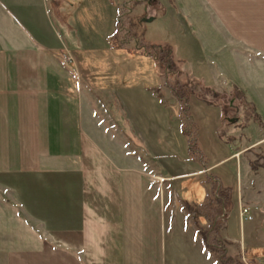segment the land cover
<instances>
[{
  "label": "crops",
  "instance_id": "0c3cea01",
  "mask_svg": "<svg viewBox=\"0 0 264 264\" xmlns=\"http://www.w3.org/2000/svg\"><path fill=\"white\" fill-rule=\"evenodd\" d=\"M86 1L0 0V190L9 196L6 206L19 210L24 233L3 239L9 244L0 245V264L221 263L198 232L214 221V207L227 211L231 192L205 175L210 194L197 192L192 203L171 196L166 179L200 171L163 176L135 151L146 153V137L164 134L166 100L157 90L163 82L156 81L150 52H127L111 40L124 2L132 8L128 26L158 14L188 23L206 62L199 58L201 72L190 73L194 84L186 92L201 86L199 95L227 123L233 117L221 112L218 99L232 95L243 103L238 112L251 110L264 128V0ZM81 6L86 13L68 24L64 13ZM64 54L71 63L63 64ZM136 64L147 68L150 81H132ZM173 83L185 93L182 81ZM263 144L264 136L256 138L224 159ZM235 203L248 211L246 230L264 228V196L258 207L242 194ZM226 228L224 245L240 248L244 239Z\"/></svg>",
  "mask_w": 264,
  "mask_h": 264
},
{
  "label": "rangeland",
  "instance_id": "374dc122",
  "mask_svg": "<svg viewBox=\"0 0 264 264\" xmlns=\"http://www.w3.org/2000/svg\"><path fill=\"white\" fill-rule=\"evenodd\" d=\"M72 1L76 3L78 0ZM113 2L115 4V0ZM76 9L70 11V13H64L65 20L66 16L68 18V24L69 21L75 23L78 16L86 13L83 6L79 7L74 13ZM52 15L54 17L52 21L53 26L57 34L61 36L60 31L56 28L58 27V23H56L54 11ZM168 18L169 20L165 21V18L158 14L151 22L145 21L140 23L135 21L132 23L134 24L133 28L131 23L127 27L129 30L128 36L130 37L126 38V42H122L121 38L123 35L120 36L119 33H116L115 37L111 40L113 46L117 48L122 47L127 52L133 51L141 55H145L142 47L152 48L154 46L160 49V51L156 49L151 50L150 53L156 58L155 60L159 67L160 76L156 78V81L163 82L161 85L158 83L157 90L160 91L159 94L166 100L165 131L163 132L164 134L159 135L158 139L157 137L153 139L151 134L149 137H146L145 149H148L146 153L143 149L136 147L135 151L140 154L139 156L151 160L150 167L157 170V173L163 176L174 177L200 171L197 175L193 174L165 180V189L170 191V194L173 193L171 196H177V198L186 200L189 203L195 202V194L197 192L205 193L207 191L206 193L208 194L212 192V186L206 180L202 171L204 168H207L209 163L215 160H222L216 166V169L209 171L208 174L217 176L221 181V186L227 187L230 190L231 203L228 200H224V207H226L229 213L225 231L226 233L229 232L228 234L235 232L240 235L239 238L241 240L244 239L243 244L240 248L234 245H227V247L225 245L220 246V243L217 242L219 241L217 234L218 221L215 220V217L214 221L212 220L209 224L210 227H203L198 233L201 236L205 249L221 262L219 264H225L226 261H228V264H241L239 262L241 255L246 260L253 258L261 262L264 259V228L257 225L249 230L244 228L243 222L238 216L235 198H237V195L240 196V194L245 197L250 196L252 201L256 202L254 203L256 204L255 206H259L257 202L259 203L260 199L264 196V183L261 180V175L264 173V144L256 148L253 147L247 153L239 154L236 159L225 160L224 157L226 153L232 154L231 152L234 153L237 150H241L254 142L256 138L264 136V128L255 125L259 124V122L251 110L245 108V111L241 109L238 112L237 106H243V103L232 101L234 98L232 95L218 99L221 103V112L225 111L228 117H233L232 119L235 120L233 123H227L222 121L218 110L214 113V109L211 107L212 104L204 102V98L199 95L201 86H196V88L193 86L195 92H186V86L189 85V89H192L190 86L194 84L190 73L201 72L195 67L198 65L199 58H203L205 62L206 58L203 56V53L199 55L197 52V46L192 39L188 23L176 19V17L172 18V15H169ZM67 22H64L63 25L67 24ZM166 45L172 49L174 56L169 53L170 50L167 48L164 49H167L169 52L161 51V48L166 47ZM165 60L166 62H164ZM174 67L176 73L174 72ZM131 71L133 72L131 76L132 81L143 83V81H150L151 79L147 68L141 67L140 69L136 64ZM166 74L168 79L165 76ZM173 81H182L185 93H182L181 87L179 85L175 86ZM73 82L75 83V81ZM184 94L186 96L189 95L186 110L177 101V96L185 98ZM190 137L194 139L192 145L194 143L195 146L192 147L198 151L203 163L199 161V157L194 155L193 148L189 147L188 139ZM219 195L220 193L217 191L216 196L219 197ZM209 196L211 199H214L213 194ZM6 199L10 200L8 194L0 190L1 246L9 244L4 242V238H15L17 232V235L20 232L22 236L24 234L21 228L17 227L18 224H21L20 221H17V217L20 215L19 210L10 209L6 206L4 203ZM219 213L220 211L216 215ZM23 225L24 227L27 226L26 224ZM32 228L34 227L28 226V229ZM243 233L244 238L242 237ZM179 239L180 241L182 240L181 238ZM166 240L168 250L171 246L168 232ZM176 240L178 241V238ZM174 245L180 248L184 247L183 245H179V243H174ZM225 247L226 251H223L222 248L225 249Z\"/></svg>",
  "mask_w": 264,
  "mask_h": 264
},
{
  "label": "built area",
  "instance_id": "2783aa9c",
  "mask_svg": "<svg viewBox=\"0 0 264 264\" xmlns=\"http://www.w3.org/2000/svg\"><path fill=\"white\" fill-rule=\"evenodd\" d=\"M143 2H147L148 0H141ZM132 13V8H131V4L128 3V2H124L123 3V6L120 10V12L117 14V17H116V30H115V34L116 33H119L120 36H122V42H126V38H129L130 36L129 35V30H128V17L129 15ZM122 31H124L123 33H121ZM131 42V40H130ZM155 48L152 47V48H147V47H142V50L144 52V54H148L151 50H154ZM157 51H160V49H156ZM161 51H166V52H169L167 51V49H164V48H161ZM170 53V52H169ZM156 59V58H155ZM62 60H63V64L65 63H71V59L66 56L65 54L62 55ZM166 62V60L164 61ZM165 74V73H164ZM166 78L168 79L167 77V74L165 75ZM177 101H179L181 103V107L186 110L187 108V101L184 97H180V96H177ZM190 130V129H189ZM191 135V133H190ZM188 142H189V147L193 148V153L196 157H199V161L201 163H203L202 161V157L199 156V153L197 150L194 149V147L192 146H195L194 143L192 145V142H194V139H192L191 137L188 139ZM191 144V145H190ZM209 170L208 169H203L202 171V174L206 175L209 182L213 185L216 186V180L214 178H212L209 174ZM216 193H217V190L214 191V195L216 196ZM220 213L218 215L215 216V220L218 221V229H217V234H218V237L220 236L221 238L219 239V241H217L218 243H220V246L224 245V241H223V234H222V230L223 228L225 227V223L228 219V212L226 210H224L222 207L220 208ZM238 216L240 218V220H250V217L248 216V211L247 209L245 208H242V207H239L238 209ZM213 228V227H212ZM223 251H225L224 248H222ZM241 251V249H240ZM239 262L241 264H253L252 262L246 260L242 255L239 257ZM258 264H264V259L260 262H257Z\"/></svg>",
  "mask_w": 264,
  "mask_h": 264
},
{
  "label": "trees",
  "instance_id": "16d2710c",
  "mask_svg": "<svg viewBox=\"0 0 264 264\" xmlns=\"http://www.w3.org/2000/svg\"><path fill=\"white\" fill-rule=\"evenodd\" d=\"M133 25H134V24H132V26H133ZM113 43H114V41H113ZM212 200L216 203V200H215V199H212ZM214 210H215L214 213L216 212V210H217V212H218V208L215 209V207H214ZM217 212H216V213H217ZM216 213H215V214H216ZM215 214H214V217H215ZM214 217H213V218H214ZM208 222L210 223V222H211V219H208ZM208 226H209V225H208ZM209 227H210V226H209ZM203 234H204V233H203ZM212 251L215 253L214 250H212ZM225 264H228V261H226Z\"/></svg>",
  "mask_w": 264,
  "mask_h": 264
},
{
  "label": "water",
  "instance_id": "95a60500",
  "mask_svg": "<svg viewBox=\"0 0 264 264\" xmlns=\"http://www.w3.org/2000/svg\"><path fill=\"white\" fill-rule=\"evenodd\" d=\"M235 120L233 119V121H231V122H234Z\"/></svg>",
  "mask_w": 264,
  "mask_h": 264
}]
</instances>
